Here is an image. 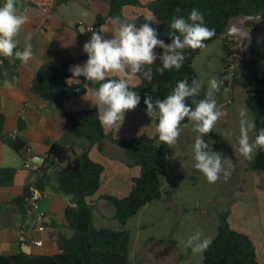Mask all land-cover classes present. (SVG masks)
Masks as SVG:
<instances>
[{"label": "trees", "instance_id": "16d2710c", "mask_svg": "<svg viewBox=\"0 0 264 264\" xmlns=\"http://www.w3.org/2000/svg\"><path fill=\"white\" fill-rule=\"evenodd\" d=\"M109 1L108 13L98 14L92 28L93 31H102L101 34L105 39L104 27L111 22V19L120 18L128 7H137L147 10L148 13L136 15L132 23L139 27L146 22V16L154 14L160 23L154 24L150 21L148 23L157 29L159 39L170 44L171 38L168 33L171 31L169 25L172 17L180 15L187 19L192 9H198L204 16L206 26L215 30L212 39L205 42L206 46L223 36L222 63L225 71L220 75V80H223V91L229 88V70L236 65L240 54L239 41L225 36L229 20L239 15L264 17V0H148L146 3L142 0ZM2 5L3 2L0 0V6ZM177 8L181 10L179 13L175 11ZM247 27L254 28L256 25L249 22ZM203 49H186L185 54L189 58L183 68L165 71L163 76L155 74V68L162 66L159 59L154 65L146 66L145 70L148 67L153 68L154 78L151 82H148L141 73L138 84L128 83L130 90L137 92L141 97L138 107L147 111L143 102L145 96L151 95L153 101L163 100L171 94L178 81L187 79L191 84L193 79L197 80L194 61ZM18 50L23 48L18 46ZM248 52L251 53L252 49H248ZM155 53L159 57L163 54V49L159 48ZM83 60H87V53H84L80 59L69 57L59 67L48 62L38 71L31 86L32 93L41 96L49 105L59 107L61 115L69 123L75 137L85 139L88 144V148L82 154H77L72 148L62 144L51 145L47 164L39 168L32 186L39 192H44L50 185L48 171L59 168L52 173L58 180L56 191L71 197V206L66 209L65 215L73 235L60 237L59 254L48 256L20 253L0 256V264H135L130 260L131 233L125 227L144 207L163 198L161 177L165 169L166 149L159 146L154 137L145 133L132 138L113 135L101 125L97 106L77 111L67 110V103L83 98L99 87V83L90 84L83 76L72 77L70 68ZM21 64L18 59L0 55V79L10 85L18 86V68ZM106 78L119 79L115 75H107ZM248 82L246 106L255 116L256 128H264V78L252 75ZM208 91L205 87L201 88L197 99H204ZM190 102L189 99L188 103ZM190 122L185 118L181 125H188ZM4 127L5 116L0 113V140L20 154L27 150L26 141L5 137ZM253 134L256 136L257 131L253 130ZM107 140L126 150L134 159V166L138 170V174L131 178L132 187L126 196L120 198L100 195L114 207V217L122 227L119 231L97 228L94 224L96 204L93 199L99 197L107 166L102 161L92 159L90 151L96 147L102 153ZM65 163L68 165L63 166ZM250 167L255 174L264 173V151L257 149ZM16 174L17 170L14 168H0V186H13ZM32 194L31 188L26 187L23 196L14 200L26 218L32 217L28 213ZM229 218L228 211L221 214L217 235L204 251L203 264H263L259 259L258 247L254 240L247 233L234 229Z\"/></svg>", "mask_w": 264, "mask_h": 264}, {"label": "rangeland", "instance_id": "374dc122", "mask_svg": "<svg viewBox=\"0 0 264 264\" xmlns=\"http://www.w3.org/2000/svg\"><path fill=\"white\" fill-rule=\"evenodd\" d=\"M142 12L143 9L128 7L120 20L132 23L135 16ZM109 27L110 32L115 28L112 24ZM222 45L223 36L207 45L194 61L201 88L209 90L210 81L213 78L220 81V75L225 71ZM157 49L159 48L154 49V52ZM239 49L238 61L229 70L228 90L223 91V85L219 91L212 90V96L223 115L216 122L213 131L202 137L213 151L222 153L233 161L234 167L229 169V179L225 180L221 174L217 182L209 183L193 167V145L197 135L192 130L193 122L181 125L178 143L171 148L158 138V120L138 106L126 112L124 122L118 130L116 125L108 127L113 135L120 138L148 134L166 149L165 169L161 177L164 192L162 200L144 207L125 227L131 233L132 263L203 264L204 252L193 254L190 247H185V243L197 232L202 233V239L215 238L220 216L228 211L232 227L250 235L258 247L259 259L264 264V173L255 174L251 170L250 162L253 158L245 159L239 153L237 140L240 135L239 110L247 107L245 99L249 77L257 75L264 78V40L240 43ZM248 49H252V52H248ZM140 74L130 78L133 85L139 83ZM247 117L255 123V116L249 109ZM249 136L251 140L255 139L253 130L249 132ZM106 145L101 156L92 154L94 160H102L108 168L100 193L121 198L130 192L131 178L138 174V170L134 166V159L126 150L111 140H107ZM256 152L257 150L253 157ZM95 209L98 228L103 226L102 228L114 229L120 226L118 221H111L114 218V207L108 201L97 198ZM105 218L106 221H103Z\"/></svg>", "mask_w": 264, "mask_h": 264}, {"label": "clouds", "instance_id": "9594fccd", "mask_svg": "<svg viewBox=\"0 0 264 264\" xmlns=\"http://www.w3.org/2000/svg\"><path fill=\"white\" fill-rule=\"evenodd\" d=\"M175 11L179 13L181 10L177 8ZM145 20V23L137 27L136 24L121 22L119 17H113L111 23L116 31L111 39H105L102 31H93L83 26L80 28L81 33H92L90 40L83 45L87 60L83 65L72 66L70 71L72 77L83 76L90 84L99 83L93 94L95 106L100 113L99 121L104 127L116 125L118 130L124 122L126 112L134 110L140 104L141 97L130 90L128 79L142 73L151 82L154 78L153 68L148 67L145 70V66L154 65L157 59L162 66L155 68V74L163 76L165 71L182 69L189 58L185 50L203 49L206 47L205 42L215 35V30L206 26L203 14L195 8L187 19L180 15L172 17L169 25L171 31L168 33L170 44L159 39L157 29L148 23H160L154 14L146 16ZM27 23L28 17L19 11L16 0H5L0 6V55L18 59L22 63L29 62L33 56L31 43H26L23 50H18L15 40ZM156 48L163 49V54L159 57L154 52ZM108 73L119 79H107ZM222 84L223 80L213 78L206 97L197 99L201 91L200 82L193 79L189 84L187 79H183L177 82L165 99L153 101L152 96L147 95L143 101L148 115L158 120L156 131L159 140L169 148L178 143L181 124L185 118L193 122L192 130L197 133L193 145V167L209 183L217 182L221 174L225 180L229 179V169L234 167L230 158L213 151L210 144L202 139L213 131L216 122L223 115L212 96V90L219 91ZM247 113V107L240 108V135L237 140L239 153L245 159L251 160L257 149L264 151V128L257 129L256 124L249 121ZM252 130L257 131L254 140L249 136ZM212 242L210 238L202 239V233L197 232L186 241L185 247H190L193 254H199L206 251Z\"/></svg>", "mask_w": 264, "mask_h": 264}, {"label": "crops", "instance_id": "0c3cea01", "mask_svg": "<svg viewBox=\"0 0 264 264\" xmlns=\"http://www.w3.org/2000/svg\"><path fill=\"white\" fill-rule=\"evenodd\" d=\"M2 2L4 4L5 0ZM16 5L19 11L28 17V23L22 27L15 40L22 48L26 43H31L33 56L28 63H22L18 68V86L0 79V113L5 116L3 135L22 139L26 141L28 147L20 154L0 140V168L17 170L13 186H0V256L20 253L53 256L61 252L60 237L73 235L65 215L66 209L71 206V197L56 191L58 180L52 173L56 171L55 168L48 171L50 185L47 189L44 192L34 189L32 186L41 167L37 166V171H31L25 164L35 158H43L46 166L48 152L53 144L72 148L77 154H82L88 148V144L85 139L75 137L69 123L61 115L59 107L49 105L41 96L32 93L31 86L44 64L51 62L59 67L69 57L80 59L84 55L83 45L90 40L92 33L91 31L81 33L80 28L83 26L92 30L97 15L108 13L110 1L16 0ZM142 13L148 11L144 10ZM111 24L110 22L104 27L106 39H111L116 31V28L109 31ZM85 62L86 60L79 61L75 65H83ZM131 80L128 79V83L133 85ZM93 93L90 92L83 98L67 103V110L77 111L94 107ZM105 128L110 132L108 127ZM93 153L99 156L102 154L96 147L90 151L91 158ZM107 171L108 168L103 176L102 187ZM113 177L116 178V175ZM26 187L31 188L34 198L43 195L38 202L41 211L46 215L44 232L38 233L32 228V208L28 210L32 217L26 218L19 205L14 202L23 196ZM100 195L106 194L99 192V197ZM99 197H94L95 204ZM113 214L115 215V209ZM103 221H106V218ZM111 221L117 220L114 217ZM96 222L94 215L95 226ZM121 229L119 226L113 230ZM35 241H41V246H34Z\"/></svg>", "mask_w": 264, "mask_h": 264}, {"label": "water", "instance_id": "95a60500", "mask_svg": "<svg viewBox=\"0 0 264 264\" xmlns=\"http://www.w3.org/2000/svg\"><path fill=\"white\" fill-rule=\"evenodd\" d=\"M253 22L257 26V30L250 31L247 28V23ZM225 36L233 37L239 41V43H254L256 41L264 40V17L263 16H247L239 15L232 17L226 27ZM33 164L43 167L45 159L35 158L31 161ZM68 163L63 164L67 166ZM56 171L59 168H55Z\"/></svg>", "mask_w": 264, "mask_h": 264}, {"label": "built area", "instance_id": "2783aa9c", "mask_svg": "<svg viewBox=\"0 0 264 264\" xmlns=\"http://www.w3.org/2000/svg\"><path fill=\"white\" fill-rule=\"evenodd\" d=\"M25 167L31 171H37V165L31 163L30 161L26 162ZM43 195L41 194L39 198H34L33 196L29 199L30 206L33 211V221H32V228L35 232L41 233L45 231L46 228V221H45V213L41 211L40 204L38 200L42 199ZM34 246L39 247L41 246V241L33 242Z\"/></svg>", "mask_w": 264, "mask_h": 264}, {"label": "flooded vegetation", "instance_id": "af4514ba", "mask_svg": "<svg viewBox=\"0 0 264 264\" xmlns=\"http://www.w3.org/2000/svg\"><path fill=\"white\" fill-rule=\"evenodd\" d=\"M255 30H257V26H256V29L250 28V31H255Z\"/></svg>", "mask_w": 264, "mask_h": 264}]
</instances>
